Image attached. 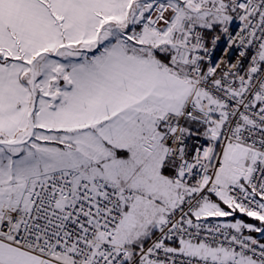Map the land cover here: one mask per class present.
<instances>
[{"label": "snow or ice", "instance_id": "6c2138e0", "mask_svg": "<svg viewBox=\"0 0 264 264\" xmlns=\"http://www.w3.org/2000/svg\"><path fill=\"white\" fill-rule=\"evenodd\" d=\"M0 264H264V0H0Z\"/></svg>", "mask_w": 264, "mask_h": 264}, {"label": "trees", "instance_id": "16d2710c", "mask_svg": "<svg viewBox=\"0 0 264 264\" xmlns=\"http://www.w3.org/2000/svg\"><path fill=\"white\" fill-rule=\"evenodd\" d=\"M246 220H248V218H245ZM248 222L250 223H258V222H254V221H251V220H248ZM253 235H256V234H253Z\"/></svg>", "mask_w": 264, "mask_h": 264}]
</instances>
